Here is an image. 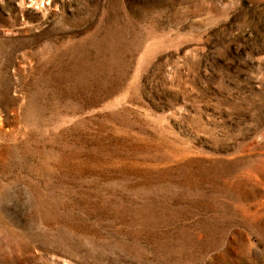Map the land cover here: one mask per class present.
I'll return each mask as SVG.
<instances>
[{
  "label": "rangeland",
  "instance_id": "obj_1",
  "mask_svg": "<svg viewBox=\"0 0 264 264\" xmlns=\"http://www.w3.org/2000/svg\"><path fill=\"white\" fill-rule=\"evenodd\" d=\"M0 264H264V0H0Z\"/></svg>",
  "mask_w": 264,
  "mask_h": 264
}]
</instances>
